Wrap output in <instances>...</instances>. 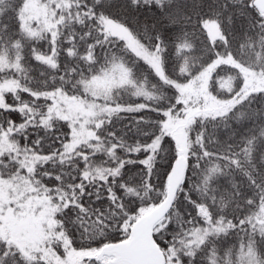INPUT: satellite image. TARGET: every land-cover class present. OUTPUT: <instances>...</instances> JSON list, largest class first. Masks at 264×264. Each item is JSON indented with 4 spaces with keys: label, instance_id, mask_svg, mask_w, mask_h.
<instances>
[{
    "label": "snow or ice",
    "instance_id": "1",
    "mask_svg": "<svg viewBox=\"0 0 264 264\" xmlns=\"http://www.w3.org/2000/svg\"><path fill=\"white\" fill-rule=\"evenodd\" d=\"M0 264H264V0H0Z\"/></svg>",
    "mask_w": 264,
    "mask_h": 264
}]
</instances>
